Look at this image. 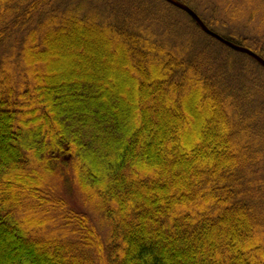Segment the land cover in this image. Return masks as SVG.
<instances>
[{
  "label": "trees",
  "instance_id": "1",
  "mask_svg": "<svg viewBox=\"0 0 264 264\" xmlns=\"http://www.w3.org/2000/svg\"><path fill=\"white\" fill-rule=\"evenodd\" d=\"M177 1L264 59V0ZM0 264H264V66L166 0H0Z\"/></svg>",
  "mask_w": 264,
  "mask_h": 264
},
{
  "label": "rangeland",
  "instance_id": "2",
  "mask_svg": "<svg viewBox=\"0 0 264 264\" xmlns=\"http://www.w3.org/2000/svg\"><path fill=\"white\" fill-rule=\"evenodd\" d=\"M54 181L56 182V191L59 195L65 198L74 208L78 210L83 209V204L80 201L78 190L74 186L72 175L59 173Z\"/></svg>",
  "mask_w": 264,
  "mask_h": 264
},
{
  "label": "water",
  "instance_id": "3",
  "mask_svg": "<svg viewBox=\"0 0 264 264\" xmlns=\"http://www.w3.org/2000/svg\"><path fill=\"white\" fill-rule=\"evenodd\" d=\"M172 4H174L175 6L179 7L180 9L184 10L185 12H187L190 16H192L196 22L202 27V29L215 36L216 38L222 40L224 43H226L227 45H229L230 47H232L233 49L235 50H238V51H241V52H245V53H248L254 57H256V59H258V61L264 66V59L260 56H258L257 54H255L254 52L250 51L249 49L243 47V46H240L238 44H235L223 37H221L220 35H218L217 33H215L214 31H212L211 29H209L207 27V25L204 23V21L201 19V17L192 9L190 8L189 6L187 5H184L183 3L177 1V0H166Z\"/></svg>",
  "mask_w": 264,
  "mask_h": 264
}]
</instances>
